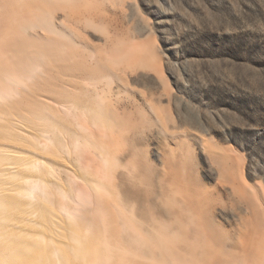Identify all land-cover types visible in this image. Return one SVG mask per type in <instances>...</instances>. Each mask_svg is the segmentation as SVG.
<instances>
[{"label": "rangeland", "instance_id": "1", "mask_svg": "<svg viewBox=\"0 0 264 264\" xmlns=\"http://www.w3.org/2000/svg\"><path fill=\"white\" fill-rule=\"evenodd\" d=\"M100 11L109 22L87 27L70 23L75 36L66 34L62 40L71 44L76 55L72 61L84 59L93 71L92 45L104 46L106 38L124 45L149 41L158 70L138 66L127 71L130 88H123L116 77L76 78L54 67L49 77L37 79L38 86L47 91L73 93L92 104H55L47 114L55 125L69 124L79 136L66 135L73 143L69 151L65 146L50 149L68 167L45 155L25 154L24 167L14 165L0 176V194H14L12 198H16L14 189L23 191L31 180L40 186L32 199L17 198V204L24 207L23 216L11 211L0 230L10 228L12 239L33 237L44 245L43 240L62 241L61 217L68 220L73 215L78 225H84L80 228L87 230L91 225L85 223L88 213L92 219L100 213L118 222L114 214L107 216L96 207L109 204L92 181L95 177L100 181L103 163L95 147L97 140L104 137L112 143L122 132L136 154L133 162L140 168L149 164L154 172L147 179L151 184L141 180V186L134 187L127 177L132 165L125 162L130 151L121 150L118 158L109 160L114 177L111 186L120 190V199L136 213V219L150 220V210L165 222L172 217L164 206L162 184H158L164 155L171 152L185 157L180 159L196 180L190 187L204 192L212 224L226 235L233 234L250 217L238 186H246L250 196L264 201V0H115L103 2ZM56 15L62 18L60 11ZM119 69L114 64L115 76ZM8 103L9 108H3ZM0 106V114L9 110L0 121V137L26 132L21 115L25 102L11 99ZM115 115L121 117L118 125L113 122ZM236 179L242 184H236ZM41 213L51 219L53 232L44 229ZM8 225H14L13 229ZM105 231L109 233L110 228Z\"/></svg>", "mask_w": 264, "mask_h": 264}, {"label": "bare ground", "instance_id": "2", "mask_svg": "<svg viewBox=\"0 0 264 264\" xmlns=\"http://www.w3.org/2000/svg\"><path fill=\"white\" fill-rule=\"evenodd\" d=\"M103 2L0 0V104L11 99L18 100L19 103L24 101L25 109L21 115L27 126L26 132L18 135L4 133L0 137V170L3 171L0 176L10 172L14 165L17 168L24 167L28 162L21 161L25 154L39 158L45 155L61 166L68 167L50 149L61 150L65 146L69 151L73 143L66 135L69 133L79 136L71 131L73 128L69 124L55 125L47 114L54 111L55 104L72 102L70 104L76 106L74 103L80 102L83 104L80 106L85 107L92 103L78 100L73 93L55 94L39 87L37 79L49 77L53 67L66 71L69 76L88 75L91 80L116 77L115 80L123 88H130L125 76L127 71H133L138 66L159 67L154 47L149 41L124 45L119 40L107 39L109 31L103 33L106 38L104 46L92 45L91 49L95 53L92 57L95 61L93 71L84 59L73 62L76 55L71 44L62 39L66 34L75 36L76 32L70 23L87 27L96 22H109V18H105L100 11ZM58 11L62 18L56 15ZM114 64L120 68L116 76ZM76 85L81 84L78 82ZM60 87L62 88V84ZM9 106L8 103L3 108ZM8 111L0 114L2 123ZM113 118L114 124L118 125L121 117L115 115ZM56 129L61 133H56ZM62 133L63 136L59 137L58 134ZM125 137L121 132L112 143L102 137L95 144L103 163L101 179L99 181L95 177L92 187L109 204L106 207L97 204L96 207H100L107 216H110L109 212L114 214L118 222L104 219L100 213L92 219L88 213L85 223L91 225L87 230L80 228L84 225H78L75 216L72 215L68 220L61 217L58 226L65 231L62 241L55 243L51 239L43 240L44 245L34 242L33 237L27 241L25 238L19 240V237L12 239L9 228L12 225H8L9 230H0V264H264V201L250 196L246 186L239 185L236 190L247 204L250 217L245 218L242 226L233 234L222 233L211 222L210 208L204 192L190 187L196 184V180L186 168V162L180 159H185L183 154L176 157L175 153H165L158 181V184H162L164 206L172 212L170 220L165 222L156 214L152 215L151 210L150 220L141 217L136 219L135 212L120 199V190L111 186L114 177L109 160L111 157L118 158L121 150L130 151L128 155L131 157L125 162L132 165L127 171V177L134 187L136 184L141 186V180L145 181L144 184H151L147 179L154 172L149 164L144 163L140 168L138 163L133 162L136 154L130 150ZM224 159L227 162L230 160L229 157ZM236 180V184H242L240 180ZM32 181L23 191L18 192L17 188L13 190L16 198H12L14 194H0V226L7 221L11 211L17 217L23 216L25 210L17 204V198L22 195L28 199L34 197L40 186ZM115 184L119 183L115 181ZM146 195H150L149 188L146 189ZM41 220L44 229L53 232L51 219L45 213H41ZM106 228H110L109 233L105 231Z\"/></svg>", "mask_w": 264, "mask_h": 264}]
</instances>
